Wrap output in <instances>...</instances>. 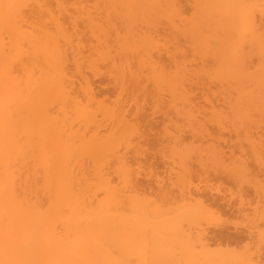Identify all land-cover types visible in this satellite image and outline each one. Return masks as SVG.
Segmentation results:
<instances>
[{"label": "bare ground", "instance_id": "bare-ground-1", "mask_svg": "<svg viewBox=\"0 0 264 264\" xmlns=\"http://www.w3.org/2000/svg\"><path fill=\"white\" fill-rule=\"evenodd\" d=\"M60 1L62 5L59 0H0V264H263L259 242L264 240L263 231L257 250L249 243L256 241L254 225L264 224V63L253 68L250 62L253 46L264 56V31L255 22L256 0H195V15L187 18L184 28L183 22L182 29L176 20H184L179 3L166 0L176 20L170 21L174 26L170 29L190 38L193 44L190 39L185 42V36L182 39L195 53L206 51L199 55L212 58L213 73L210 68L192 66L188 52L181 50L179 55L174 48L168 51L167 68L149 50V36L120 35L117 25L122 21L134 23L140 17L143 24L150 23L143 9L155 0H105L109 9L85 10V18L90 12L85 26L103 31L95 36L98 56L90 61L82 55L84 41L78 30H70L62 17L64 2ZM121 8L130 13L122 15ZM135 8L141 14L132 15ZM98 12L104 14L102 19ZM177 34L172 42L182 48L178 37L182 35ZM113 40L116 46L111 45ZM118 44L141 48L127 49V54ZM112 46L119 51L115 53ZM247 46L253 55L244 51ZM97 58L112 69L107 75H114L121 92L131 90L129 94L138 98L141 94L146 101L155 95L150 87L161 94L156 100L169 92L166 104L170 102L167 107L172 108L168 112L174 110L177 120L166 115L173 122L182 120L174 124L178 131L167 139L172 142L171 158L181 165L175 171L176 182L165 186L158 180L163 202L125 194L133 175L125 149L115 146V124L110 130L108 125L116 121L146 139L148 134L141 133L140 127L144 104L136 103L130 119L128 100L121 95L113 105L97 100L86 76L84 85L79 84L85 103L78 94L77 74L84 76L82 66L90 65L97 72ZM202 76L219 82L216 88L223 90L218 89L224 98L215 92V100L222 99L217 101L226 106L218 108L209 96L215 91L210 86L204 92L208 85L204 77L200 81ZM164 83L168 91L162 94ZM198 86L203 88L207 107L193 96ZM203 176L234 183L238 190L214 194L183 184ZM227 192L238 195V203ZM250 207L254 209L249 219L252 228L231 233L226 227L211 238L209 232L191 228L209 221L212 209L244 216ZM209 239L233 243L236 248L247 244L244 251L229 249L230 245L214 250L210 246L216 243L210 241V245Z\"/></svg>", "mask_w": 264, "mask_h": 264}, {"label": "rangeland", "instance_id": "rangeland-1", "mask_svg": "<svg viewBox=\"0 0 264 264\" xmlns=\"http://www.w3.org/2000/svg\"><path fill=\"white\" fill-rule=\"evenodd\" d=\"M176 1L179 3V5L181 7V15H179V16H182V18L184 20L186 19L184 21L182 19L180 20L179 17L176 18L177 22L179 23L178 26H180V29H182L186 26L185 24L188 22L187 18L191 19L192 16L194 17L195 14H193V11L195 12L196 3H195V7H194L195 0H176ZM51 2L55 3L56 0L54 2L51 0ZM61 2L62 1L59 0V3H61ZM63 2H64L63 3V11L61 10L62 11V17L65 19L66 23H68L67 25H68L70 30L74 31L75 30L74 28H76V30H78L80 36L82 37L81 39L84 41V44L82 43L84 46L82 45L83 47H81L82 48V55L85 57H88V59L89 58L95 59L98 55H96V53L94 51V47L98 45L99 41L97 40V37L99 36V34H103L102 33L103 31L101 29H98L99 31L97 29L92 30V27L90 26L91 24L89 23V21H88V24H90V25L85 26L84 23H87L86 21L89 19V16H90L89 13L90 12L86 14V18H85L84 12H85V10H88V11L92 10V12L95 13V11H97L98 9L101 8V10H103L105 7H107L109 9L108 6H110V4L107 3L105 0H63ZM167 2L168 1H166V0H161V1L155 0V1L149 3L148 5L145 6V8L143 9V12L148 16V19L151 17L150 23H144L143 24L140 17H137L136 18L137 21L134 23L127 24V22L122 21L121 24L117 25L119 27L118 32L123 37L128 36L131 33H142V34L149 36V38L151 39V45H149V47H150L149 50L152 49L155 53H153L152 51L151 52L153 54H155V56L158 58L159 62H161L163 64V66H166L167 68L169 66L168 51L170 49L174 48L175 50L176 49L178 50V51H176V53L181 52L179 55H182V51H185V52L187 51L188 54H186L187 52L185 54L189 56V59L191 61V65L194 64V66L196 68H200V67L204 66L206 69H209L210 65L213 64L212 58L209 57V55H206V56L202 55L204 57L199 55V54H201V52H202V54H204L206 52L205 50L203 51V49H202L204 45H202L201 47L198 48V50H197L198 52H199V49H202V51L200 50L201 51L200 53H195L196 49H193L194 47L191 45V44H193L192 40L184 35L186 37L185 40L186 39L188 41H189V39L191 40V44L190 43H184L185 40L182 39L184 36L180 33L181 32L180 30L178 31L175 28H174V31L178 32V34L182 35V36H178V34L175 33V34H177V36L180 39V41H179V39H177V40L180 42L182 48H176L178 46L177 41L175 42L176 44H173V42H172L173 38H175L176 36H174L175 35L174 32L170 29L171 27H172V29L174 27L171 25L170 21L172 19L175 20V17H173L174 13L172 12V10H171V12H172L171 13L170 10L168 9V7L170 5L168 6L169 2L168 3ZM253 2H255V1L252 0V3ZM256 4H259V5H256ZM61 5H62V3H61ZM254 5L256 7H259L258 10L256 8V11H255V13H256L255 14L256 26L260 30H262V32H263L264 31V0H256ZM51 6H53V4H51ZM57 6H58V4H57ZM59 6H60V4H59ZM60 7H62V6H60ZM193 7H194V9H193ZM54 8H56V5H54L52 7V10H55ZM58 10H59V8H58ZM58 12H59V14L61 13L60 10ZM56 13H57V11H56ZM129 13H130V10L121 8V14L122 15L126 16ZM131 13H133L132 15L141 14V10H139L138 8H135L134 10L131 11ZM45 15L46 14H44V17H45V19H47L48 15H46V16ZM103 16H104L103 13L98 12V17L100 19H102ZM73 17L76 18L75 19V21H76L75 26L72 25L75 22ZM72 18H73L74 22L72 21ZM183 22H184V26H183ZM46 24H48V25H46ZM49 24H50L49 22L48 23L45 22L44 25L46 27L47 26L51 27L50 26L51 24L50 25ZM88 26H90V28ZM181 26H183V27L181 28ZM94 31H97V33ZM100 31H102V32H100ZM95 33H96V35H95ZM95 36H97V37H95ZM100 36H102V35H100ZM187 40L185 42H188ZM116 43H118L117 40H115L114 43L112 42L111 45L115 44V46H116ZM119 44L117 46L119 48L121 47L120 50L123 49L125 52L127 49L131 50V52H132V50H134L133 52H136V48L138 50L141 48V47L139 48L138 46L136 48H134V47L131 48L130 46H128L129 44H126L127 48L125 49L124 47H126V45L121 46ZM132 45L133 44H131V46ZM118 47H116L117 51H119ZM191 47L195 51H193L191 49ZM253 47H254L253 53H255L254 55L252 53V50H249L250 49L249 46H247L244 49V51L245 52L250 51L252 53L253 56L250 58V59H252L250 62L252 64V67L254 68V67L258 66L261 62L264 63V61L262 59V58H264V56L262 55L263 57H261L258 54L257 50L259 51V49L257 46H253ZM253 47H251V48H253ZM113 48H115L114 46H112L111 49L114 50V52L116 53V49H113ZM255 48H257V50ZM174 49H172L171 52H174L175 51ZM129 50H127V52H126L127 54L130 53V52L128 53ZM121 52L123 53L122 50H121ZM137 52H139V51H137ZM97 59L99 61V58H97ZM211 60H212V62H211ZM100 61H103V60H100ZM100 61L95 66V67L98 66L99 70H97L95 68L97 70V72H92L90 69L91 65L88 64L89 62H88V60H86L87 63L86 62L85 63L88 65L85 64V66L87 67L90 65V68L89 67L84 68V66H82L83 67L82 74L84 72V76L81 74H77L79 76H76V77H78L79 79H77L75 77V79H77L76 82L78 83L77 84L78 87H76V88L82 87V85H84L85 81L84 82L82 81L84 79L82 77L86 76L87 78L86 77L85 78L89 79V81H91L93 88L95 89L94 91L97 94V96L95 94L97 100L104 101L110 105H113L114 102L119 98V95H121L126 101L128 100L130 103V104L128 103L129 107H127L131 110L132 115L129 117L130 119L133 118V115L136 112V107H137L136 103H139L140 105L144 104L145 109H143V110H144V112L146 111V113H144L145 114L144 117H142L140 119V121H141L140 127H142L141 133L146 132L148 134V137L146 139H145V137H143V138L138 137V134L134 133L135 130L132 131L129 129V128L132 129V127H128V126H127V128H125L126 126L120 127L118 125V122L115 123L116 121L114 122L111 120L108 123V125H109V130H110L113 127L112 124L113 125L115 124V126L112 128L113 130L116 129V130H114V132H116L115 133L116 140L114 141L115 146L117 147V149H125L124 152L126 153L127 165L129 167V170L132 172V175H133L132 181L130 183H127L124 187L125 194L127 196L134 195V196H137V197L142 198V199H144V198L152 199L153 201L156 200L157 202L159 200V203H160V201L163 202L162 198L160 197V193H159L158 180H160V182L162 184H164L165 186L171 185L172 182H176L175 171H177L181 165V164H179V162H177V160H176V162H174L173 159L171 158L170 149L172 150V145H171L172 142L170 143L169 140H167V139L169 138L170 134L174 132V130L176 128V125H174V124H180L182 120H179V122H176L177 118L174 115V110L173 111L171 110L173 113L171 111L168 112L169 109L172 108L171 106H170V108H168L170 105V102H169V105L166 104L171 99L167 95V94H169V92L165 95L168 98H166V97H164V95H162L164 97V99H166V102H165V100L163 102V100H162L163 97L161 99H157V100L155 99V98H158L160 93L157 94L156 92H158V91L153 90L152 87H150L152 90L151 93H154L155 95L151 94L152 97L151 96H149V98L147 97L148 98L147 101L143 100L141 98L140 93H139L140 95L138 98V96L134 97L133 93L129 94V93H131V90H129V92L128 91L121 92V88L116 84L114 75H111V76H110V74L107 75V73H110L112 71V69L107 66V63L105 61H103V62H100ZM82 65H84V64H82ZM214 65H215V63H214ZM93 68L94 67H92V69ZM192 68H194V67H192ZM95 69H93V70L96 71ZM108 69H109V72H108ZM210 69H212L211 73H213L216 70L215 66L211 67ZM203 77H204V82L207 83V85H208V87L205 88L204 92L210 91L208 89L210 86L211 90L213 89L215 91L214 92L212 91L209 96L212 98V100H214V103L216 102L215 104L218 105V108H219V105L223 106L224 103L219 104V102L222 101V99L224 98L223 95L220 94V92L222 93L223 90L221 88H218V89L222 90V91H220L216 88V84H219V82L216 81L215 78H209V77H205V76L200 77L201 82H203ZM81 82H83V83L80 86L79 84H81ZM163 85H165V88L159 90V91H162L161 92L162 94L164 93V91H168V90H166V88L168 86H166L165 83L162 84V87H163ZM150 86H154V85L150 84ZM153 88L157 89V87L156 88L153 87ZM202 89H203L202 87L198 86V89L193 92V96H195V98H197L196 102L200 106H202V107L206 106L207 107V105H209V104L206 102V96L204 95V92ZM206 89H207V91H206ZM77 90L79 91L78 92L79 96H81V98H82L81 99L82 102L85 100L83 102V103H85L86 99H85V96H83L84 94H82V90L80 88ZM215 92H216V94H218L217 92H219L220 98L223 97L222 99H220V98L217 99V100H219V102L217 100H215L216 99L215 98L216 96L214 94ZM221 95H222V97H221ZM130 96L134 97V100L136 99V101H133V99ZM203 96H205V97H203ZM219 96L217 95V98ZM159 98H160V96H159ZM167 99H169V100L167 101ZM158 100H161V102H159ZM217 102H218V104H217ZM165 104H166V106H165ZM201 104H204V106ZM205 104H207V105H205ZM94 105H93V107L96 108L97 105L96 106H94ZM224 106H226V105H224ZM93 107L91 105V108H93ZM220 108H222V107H220ZM222 109H226V108H222ZM166 114H168V115L170 114L172 117L174 115V118L176 120L174 122H173V120L170 121L171 119H169ZM100 118H101V116H100ZM120 125H122V124H120ZM79 126H81V125L79 124ZM118 126L120 127V130H119ZM76 127H78V125ZM138 128L139 127H137V129ZM103 129H105V128H103ZM182 129H184L183 125H182ZM185 129H187V128H185ZM211 129H213V128H211ZM216 129L217 128H214V131ZM176 130L178 131V129H176ZM217 131H218V129H217ZM224 133L226 135L225 137H228L229 134H226L228 132H224ZM243 135H244V132H242L241 136L243 138H245L246 136L244 135L245 136L244 137ZM233 138L236 140V137H233ZM166 141H168L167 145L165 144ZM243 142H244V139H243ZM162 143H163V145H162ZM244 143H245L244 145H247V140ZM137 146H139L140 149H134ZM136 150H138V151H136ZM236 151L238 153L239 150H236ZM114 176H115V174L114 175L112 174V177H114ZM114 180H118L117 177ZM241 180L244 181L243 178H241ZM183 184L185 186H188L189 188L200 187V188L206 189L209 192L212 191V193H214V194H216L215 191H217V190H227L228 189V191H230V190L233 191L234 194L238 190V186L236 184L226 183V182H224L218 178H215V177H209V178H205L204 176L203 177H193L190 181H186ZM243 184H245V183H243ZM223 193L225 194V192H223ZM229 193L230 192H227L228 197L229 198L231 197L232 201L234 203H236V202L238 203V199H239L237 197L238 195L237 196L236 195L235 196H229ZM237 194H238V192H237ZM256 204L257 203H255L254 205H256ZM259 204L262 205L261 202ZM247 211H248V213L246 212L247 215L243 216V214L242 215L225 214L224 212L219 211L217 209H212V211H210L211 215H208L210 217L209 221L205 222V220H208V219H205V220H203V222H200V224L192 225L191 228H192V230H194V232H199V231L209 232V234H211V236H209V234H208V236L210 238L212 237V235L215 231H217L219 229L221 230V229L226 228V227L231 229V231L229 229V232H231V233H234L235 229L244 230V228H246V227H247V229H249L250 227L248 228V226L252 225L250 223L249 219H250V215H252L254 209H252L250 207ZM260 224L264 226V224H262V223H260ZM261 225H259V226L254 225V227L257 226L256 228L251 226V228L253 227L251 229V231L254 230L253 231V237L255 236L254 240H256V241H254L253 243L252 242H249V243L252 247H255V250H257L256 248H258V246H259V244L257 243L258 238L260 237L259 234L263 231L262 233L264 235V229L262 230V228H264V227ZM260 226H261V228L259 229L258 227H260ZM185 227L188 228L189 225L185 224ZM232 229H234V230H232ZM252 240H248V241H252ZM262 240L259 241L262 245L261 247L260 246L259 247H260V254H262L261 255L262 261L264 264V244H262V243H264V240H263V242H261ZM210 241H211V239H209V242ZM212 241H214V240L212 239ZM211 242H210V245L213 244V243L211 244ZM214 243H216V244H213L212 246H210V248L212 247L214 250H216L218 247H219L218 249H221V248L226 249L227 246L230 245V244L228 245L226 242H225V245L223 242L218 243V241H216V242L214 241ZM232 244L233 243H231V245ZM245 244H247V243L244 242L243 244L242 243H240V245L238 244L239 245V246L237 245L238 248H236V246H235L236 244H233L232 246L231 245L229 246V249H230V247H232V248L234 247L236 250L237 249L243 250V248L245 247ZM252 249H254V248H252Z\"/></svg>", "mask_w": 264, "mask_h": 264}]
</instances>
